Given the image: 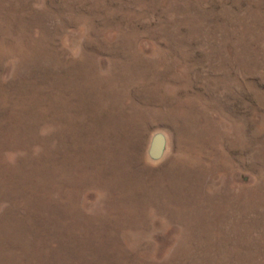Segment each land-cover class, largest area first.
<instances>
[{
    "label": "rangeland",
    "instance_id": "obj_1",
    "mask_svg": "<svg viewBox=\"0 0 264 264\" xmlns=\"http://www.w3.org/2000/svg\"><path fill=\"white\" fill-rule=\"evenodd\" d=\"M0 264H264V0H0Z\"/></svg>",
    "mask_w": 264,
    "mask_h": 264
},
{
    "label": "water",
    "instance_id": "obj_2",
    "mask_svg": "<svg viewBox=\"0 0 264 264\" xmlns=\"http://www.w3.org/2000/svg\"><path fill=\"white\" fill-rule=\"evenodd\" d=\"M166 144H167L166 136L162 132L155 133L152 137L149 148L150 157L153 160L160 159L165 152Z\"/></svg>",
    "mask_w": 264,
    "mask_h": 264
}]
</instances>
